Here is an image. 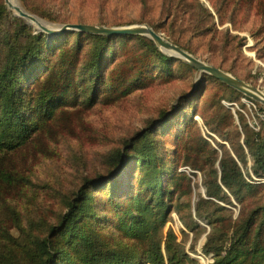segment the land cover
<instances>
[{
  "label": "rangeland",
  "instance_id": "374dc122",
  "mask_svg": "<svg viewBox=\"0 0 264 264\" xmlns=\"http://www.w3.org/2000/svg\"><path fill=\"white\" fill-rule=\"evenodd\" d=\"M15 1L48 28L150 27L183 51L264 93V0ZM76 33L61 40L51 37L0 0V70L8 42L30 44L28 35L39 37L42 61L32 75H21L22 93L32 103L31 95L48 87L49 70L62 52L68 58L79 54L75 76L84 90L88 65L96 54L103 56V79L94 99L88 100L89 93L81 91L75 103L56 107L50 120L39 123L25 144L0 154V264H41L35 255L38 244L59 224L76 191L89 180L98 184L88 190L85 227L99 246L136 248L138 263L144 247L124 236L114 214L134 196L155 206L156 178L170 193L165 200L162 251L172 231L175 243L195 264H213L215 258L204 254V246L229 249L250 220L252 241L264 229V176L252 174V160L242 142L244 136L252 137L256 146L264 142V130L253 129L255 112L248 105L254 102L258 110L264 106L183 61L159 60L139 36L101 44L86 35L77 38ZM108 82L127 92L109 91L102 97ZM163 114L166 123H154ZM150 126L146 138L126 151L134 156L142 147L152 146L156 169L140 167L135 160L125 163L126 142ZM221 146L236 161L244 181L237 176L221 181ZM74 259H80L78 253Z\"/></svg>",
  "mask_w": 264,
  "mask_h": 264
},
{
  "label": "trees",
  "instance_id": "16d2710c",
  "mask_svg": "<svg viewBox=\"0 0 264 264\" xmlns=\"http://www.w3.org/2000/svg\"><path fill=\"white\" fill-rule=\"evenodd\" d=\"M4 9V6H2ZM71 32L57 36L56 39H63ZM77 38L86 35L92 40L108 43L113 38L127 39L133 36H99L85 33H76ZM30 44H17L16 41L6 44L5 62L0 70V154L14 151L38 131L39 123L50 120L56 107L64 103H75L79 93L85 91L89 93L88 100L94 99L99 82L103 79L100 72V63L103 56L97 55L88 65V87L84 90L81 82L77 81L75 73L78 66L79 54L73 53L69 58L64 57L65 52L59 56L55 68L49 70L47 76L48 87H43L38 92L33 93V103L31 98L22 93L21 85L25 80H21V75L29 77L39 67L41 56L39 55V37L28 35ZM140 41H147L146 47L150 53L159 60L169 63L175 61L174 58L158 52L153 41L136 37ZM101 46L100 51L102 50ZM106 48L103 52H106ZM67 52L66 54H68ZM177 60V59H176ZM180 61V60H177ZM191 69V68H190ZM85 80V81H87ZM216 80V79H214ZM218 81V80H216ZM101 93L106 97L110 92L117 91L119 95L127 92V89L120 85H113L108 82ZM166 114L154 123L161 126L166 123ZM153 126L139 132L131 140L127 141L126 150H132L135 143L145 139ZM240 136H236L238 140ZM225 141L229 142V139ZM243 146H246L252 160V174L257 178L264 176V142L258 146L244 136ZM254 146H256L254 148ZM233 147V145H232ZM222 149V157L219 162L220 179L223 183L239 177L243 180V173L239 170L236 161ZM233 149V148H232ZM241 152V156H244ZM120 157V155H119ZM246 157V156H245ZM125 163L135 160L136 165L147 166L156 169L155 149L152 146L142 147L134 156L124 153ZM237 160L244 162V159L236 156ZM249 176V175H248ZM155 206L149 201H143L140 197L134 196V201H128L123 208L118 209L114 217L120 225L125 237L130 241L139 242L143 245L141 260L138 263L137 256L133 252L136 250L127 247L113 249L106 246H99L91 232L85 227V219L88 217L87 200L89 199V189L95 188L97 182L86 181L75 193L70 202L67 212L63 215L58 225L52 227L47 237L37 246L36 257L41 264H195L181 246L175 243L176 238L172 231H169L164 241V251L161 249V232L167 222V208L165 200L170 193L164 189L162 183L156 178ZM244 181V180H243ZM244 183L245 187L251 184ZM229 190V188H228ZM155 195V193H154ZM168 197V196H167ZM253 225V220L247 222L246 229L239 238L237 244L223 251L222 247L209 248L204 246V254H213L215 260L213 264H264V229L249 235L248 228ZM59 236V237H58ZM58 237V241H56ZM65 239L60 242V238ZM74 253H78L80 259H74Z\"/></svg>",
  "mask_w": 264,
  "mask_h": 264
},
{
  "label": "water",
  "instance_id": "95a60500",
  "mask_svg": "<svg viewBox=\"0 0 264 264\" xmlns=\"http://www.w3.org/2000/svg\"><path fill=\"white\" fill-rule=\"evenodd\" d=\"M7 8L15 13V15L23 20H25L29 25L35 24L39 31L49 35L57 36L68 32H80L91 35L99 36H144L149 38L154 42V44L160 48V50L180 61L185 62L193 69L205 73L220 81L222 84L240 92L245 97L261 104L264 106V93L238 78L216 68L212 65L206 64L198 58L190 55L189 53L183 51L179 47L173 45L167 41L162 35L156 33L150 27L147 26H130V27H106V26H96L87 24H66L59 28H48L41 24V21L36 17L27 14L19 6H12L8 0H4Z\"/></svg>",
  "mask_w": 264,
  "mask_h": 264
},
{
  "label": "built area",
  "instance_id": "2783aa9c",
  "mask_svg": "<svg viewBox=\"0 0 264 264\" xmlns=\"http://www.w3.org/2000/svg\"><path fill=\"white\" fill-rule=\"evenodd\" d=\"M248 107L252 108V110H254L255 112L254 114L252 113V119L254 125L253 129L255 132L259 133L262 129L264 130V109L258 110L254 102H249Z\"/></svg>",
  "mask_w": 264,
  "mask_h": 264
},
{
  "label": "bare ground",
  "instance_id": "6f19581e",
  "mask_svg": "<svg viewBox=\"0 0 264 264\" xmlns=\"http://www.w3.org/2000/svg\"><path fill=\"white\" fill-rule=\"evenodd\" d=\"M8 2L12 5V6H18L16 4V1L15 0H8ZM206 2V1H205ZM42 25H44L42 22H41ZM32 26H35L37 28V26L35 24H33ZM45 26V25H44ZM38 29V28H37ZM39 31V30H38Z\"/></svg>",
  "mask_w": 264,
  "mask_h": 264
}]
</instances>
